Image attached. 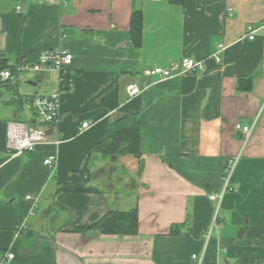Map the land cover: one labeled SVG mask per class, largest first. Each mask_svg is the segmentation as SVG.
Masks as SVG:
<instances>
[{
  "label": "crops",
  "instance_id": "1",
  "mask_svg": "<svg viewBox=\"0 0 264 264\" xmlns=\"http://www.w3.org/2000/svg\"><path fill=\"white\" fill-rule=\"evenodd\" d=\"M135 11L143 19L139 46L130 33ZM57 47L74 56L60 120L39 124L31 105L61 87L59 73L33 70L26 76L39 91L18 100L30 117L0 118V264H199L192 255L204 250L202 264H264V0H0V52L33 63ZM184 57L203 69L147 73ZM13 80L8 87L18 93ZM133 83L142 92L131 97ZM132 114L141 155L87 159L110 121ZM11 121L41 127L46 141L9 153ZM237 124L254 125L247 142ZM239 154L234 190L212 226L210 195ZM86 160L94 190L58 193L81 179ZM137 203V235L86 229Z\"/></svg>",
  "mask_w": 264,
  "mask_h": 264
},
{
  "label": "built area",
  "instance_id": "2",
  "mask_svg": "<svg viewBox=\"0 0 264 264\" xmlns=\"http://www.w3.org/2000/svg\"><path fill=\"white\" fill-rule=\"evenodd\" d=\"M49 2H60L66 3L67 0H48ZM252 29V28H250ZM254 36L251 35L250 38ZM226 46L220 45V50H224ZM73 54L68 50L57 47L53 49L43 50L39 53L37 61L30 63L22 61L16 70L29 71L33 70L36 72H49L56 71L59 73V83L61 87L58 90L51 91L46 94H39L32 98L31 105L36 114V120L39 124H50L60 120V95L62 90V84L68 77L69 67L73 61ZM220 61V58H217ZM203 69L202 64L190 57H184L180 62L174 64L171 68H165L157 66L149 70L147 73L151 76H159L161 78H167L173 76L174 73H192L196 69ZM11 69H5L0 72L2 80L11 78ZM72 79L69 78V85ZM141 89L135 83L128 86V93L131 97L137 96L141 93ZM89 126V122L83 123L82 127L86 128ZM254 126V125H253ZM253 126L237 124V128L246 135V142L253 132ZM47 139L46 131L41 127L30 126L22 121H11L8 124L6 133V148L7 151L13 155L22 154L35 150L39 144L45 142ZM246 144V143H245ZM242 153V152H241ZM241 154L233 157L229 160L225 168L224 174V186L219 193L211 194L210 199L216 201L215 215L212 226L215 225L219 210L222 205L224 196L227 192L233 191L234 186V175L239 163ZM45 164L50 167H54L55 163L53 157H49L45 160ZM14 254H9V258H13ZM205 256V250L201 255L193 254L192 257L198 260L199 264H202Z\"/></svg>",
  "mask_w": 264,
  "mask_h": 264
},
{
  "label": "trees",
  "instance_id": "3",
  "mask_svg": "<svg viewBox=\"0 0 264 264\" xmlns=\"http://www.w3.org/2000/svg\"><path fill=\"white\" fill-rule=\"evenodd\" d=\"M173 4H181L183 0H170ZM143 19L139 11H135L132 20L130 33L134 45L139 46L142 40ZM21 63V58L17 57L12 61L10 54L0 52V72L5 69H11L12 76L7 80H2L0 83L14 88L10 85L12 80L19 75L16 67ZM70 73L65 82L62 84V89L69 88ZM34 97V96H33ZM140 135L141 124L139 117L136 114L119 116L108 124L105 129L103 139L100 143L95 145L90 151L88 158L93 152L102 154L103 156H119V155H133L138 157L141 155L140 151ZM89 165L86 160L85 165L79 170L81 179L77 182L65 183L60 185L57 192H84L92 191L94 188L86 186L88 178ZM140 220L138 203L128 210H110L103 218L92 226L86 228L98 234H117V235H137L139 233ZM180 225L172 227L171 232L178 230Z\"/></svg>",
  "mask_w": 264,
  "mask_h": 264
},
{
  "label": "rangeland",
  "instance_id": "4",
  "mask_svg": "<svg viewBox=\"0 0 264 264\" xmlns=\"http://www.w3.org/2000/svg\"><path fill=\"white\" fill-rule=\"evenodd\" d=\"M25 71L20 72V76L13 80L14 83L19 82L17 86L18 93L11 92L8 86L0 83V118H10L14 112H19L20 117L26 119L30 117L31 111L29 105L23 101V105L18 103L20 93L32 94L39 91L38 86L30 85L28 81H35L32 77L26 76ZM19 78V80H18ZM21 83V84H20ZM26 113V114H25Z\"/></svg>",
  "mask_w": 264,
  "mask_h": 264
},
{
  "label": "water",
  "instance_id": "5",
  "mask_svg": "<svg viewBox=\"0 0 264 264\" xmlns=\"http://www.w3.org/2000/svg\"><path fill=\"white\" fill-rule=\"evenodd\" d=\"M32 83V82H31ZM33 84H35V83H33Z\"/></svg>",
  "mask_w": 264,
  "mask_h": 264
}]
</instances>
